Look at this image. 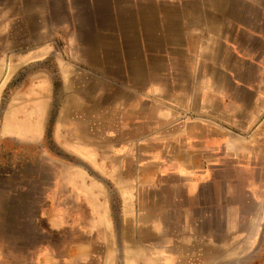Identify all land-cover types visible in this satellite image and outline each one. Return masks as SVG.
Returning a JSON list of instances; mask_svg holds the SVG:
<instances>
[{"label": "crops", "instance_id": "crops-1", "mask_svg": "<svg viewBox=\"0 0 264 264\" xmlns=\"http://www.w3.org/2000/svg\"><path fill=\"white\" fill-rule=\"evenodd\" d=\"M177 10L146 3L136 18L126 13L105 25L118 34L105 30L89 63L120 80L104 96L120 111L125 128L115 145L125 149H106L112 138L99 149L119 160L112 170L100 167L115 178L119 211L102 184H89L93 193L79 189L76 202L88 208L87 218L55 217L58 232L71 227L77 234L60 249L45 246L37 264L255 261L251 214L201 213L208 190L219 189L223 199L225 189L202 175L224 172L225 158L245 161L237 166L243 172L264 159V0L190 3L182 16ZM92 140L78 135L80 154L100 155ZM173 175L182 177L169 180ZM224 221L232 222L226 230Z\"/></svg>", "mask_w": 264, "mask_h": 264}, {"label": "rangeland", "instance_id": "rangeland-1", "mask_svg": "<svg viewBox=\"0 0 264 264\" xmlns=\"http://www.w3.org/2000/svg\"><path fill=\"white\" fill-rule=\"evenodd\" d=\"M209 1L0 0V264H37L45 246L60 249L69 242L77 232L71 227L58 232L51 222L58 215L87 218L88 208L79 206L76 196L89 184L106 187L116 215L119 211L115 178L100 167L112 170L119 162L113 151L125 149L115 145L125 128L120 111L104 96L120 80L89 63L94 45L107 33L105 25L126 13L136 18L135 9L146 3L176 7L182 16L185 5L200 7ZM93 59L99 61L96 55ZM78 135L91 137L92 150L100 155L80 154ZM109 138L113 141L106 149L112 153H104L99 149ZM223 161L224 172L202 175L208 182L223 183V199L219 189L208 190L201 213L227 217L238 209L251 214L253 264H264V159L255 172L237 168L243 160ZM127 164L135 165L132 159ZM170 177L174 181L182 175ZM223 224L226 230L232 222Z\"/></svg>", "mask_w": 264, "mask_h": 264}, {"label": "bare ground", "instance_id": "bare-ground-1", "mask_svg": "<svg viewBox=\"0 0 264 264\" xmlns=\"http://www.w3.org/2000/svg\"><path fill=\"white\" fill-rule=\"evenodd\" d=\"M74 114V113H73ZM79 114V113H78ZM73 117V116H72ZM79 118V117H78ZM83 121V120H82Z\"/></svg>", "mask_w": 264, "mask_h": 264}]
</instances>
